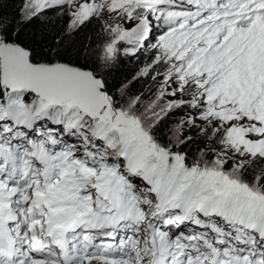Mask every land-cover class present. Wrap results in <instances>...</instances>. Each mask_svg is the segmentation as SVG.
<instances>
[{
	"label": "snow or ice",
	"instance_id": "1",
	"mask_svg": "<svg viewBox=\"0 0 264 264\" xmlns=\"http://www.w3.org/2000/svg\"><path fill=\"white\" fill-rule=\"evenodd\" d=\"M7 2L0 264H264V0ZM144 51V91L109 81Z\"/></svg>",
	"mask_w": 264,
	"mask_h": 264
},
{
	"label": "trees",
	"instance_id": "2",
	"mask_svg": "<svg viewBox=\"0 0 264 264\" xmlns=\"http://www.w3.org/2000/svg\"><path fill=\"white\" fill-rule=\"evenodd\" d=\"M19 0L16 2H12V0H8L4 11L8 14L14 15L16 13V8ZM50 21L52 24V28H49L48 31L51 32L53 35H62L63 28H64V21L62 18H58L55 16L50 17ZM24 36L25 38L31 37L34 33V28L29 26L24 28ZM98 26L93 24L85 29L81 30L79 34L71 35V38L68 39V45L74 50L85 49V55L79 57V61L81 64L89 63V61L85 58L87 56V50L91 49L92 54V66H100L101 62L99 60V54L101 52L100 45L102 43L103 37L97 34ZM67 39V37H65ZM37 41H39L40 36L37 34L36 36ZM37 50H40L39 43L37 44ZM146 60H150V54L147 55ZM106 74L111 73L108 75V79L110 82H114L118 87L120 83H128L131 81L129 85L134 91L140 92V89L143 88L141 86V79H133L139 72L136 70L134 64H130L125 58L121 56L119 61L112 66V68H103L102 69ZM195 145L193 146V150H195Z\"/></svg>",
	"mask_w": 264,
	"mask_h": 264
},
{
	"label": "rangeland",
	"instance_id": "3",
	"mask_svg": "<svg viewBox=\"0 0 264 264\" xmlns=\"http://www.w3.org/2000/svg\"><path fill=\"white\" fill-rule=\"evenodd\" d=\"M148 53V51H144L142 53H138L136 57H122L125 58V60H127L130 64H134L136 70L140 71L141 68H143L144 65L149 61L146 60V56H144V54L146 55ZM149 83L150 81L146 82L145 80L141 79V86H143V88L140 89V92L144 91L149 86Z\"/></svg>",
	"mask_w": 264,
	"mask_h": 264
}]
</instances>
